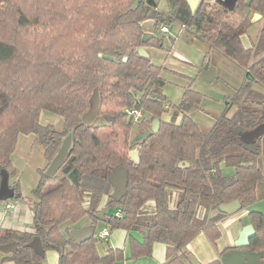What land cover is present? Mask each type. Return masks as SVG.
<instances>
[{
  "label": "trees",
  "instance_id": "16d2710c",
  "mask_svg": "<svg viewBox=\"0 0 264 264\" xmlns=\"http://www.w3.org/2000/svg\"><path fill=\"white\" fill-rule=\"evenodd\" d=\"M165 2L166 11L157 9V0H0V170H7L19 133L34 134L49 159L66 130L74 129L73 147L57 172L47 178L37 169L30 229L0 225V244L16 242L14 251L1 252L2 260L41 264L44 253L28 245L33 236L44 252L58 253L57 264L122 260L121 248L98 253L95 232L75 243L62 231L84 215L95 224L94 213L105 195L103 224L108 230H126L131 259L150 255L153 242L160 241L166 245L161 264H221L219 257L229 247L221 249L218 258L194 263L185 261V245L202 231L217 247L216 222L225 214L218 205L238 199L243 208L264 196V133L252 142L241 139L245 131L264 124V0H236L231 10L216 0H200L194 10L186 0ZM244 8L259 12L263 21L247 47L241 35L252 22ZM146 19L155 26L178 23L180 32L190 28L195 35L183 36L205 45L203 60L213 64L210 54L219 51L243 68L241 84L209 129L189 115L199 102V94L190 88L184 89L178 104L169 106V117H162L168 111L162 66L137 51L141 45H162L163 37L153 33L141 41ZM94 90L99 109L86 125L80 117ZM127 109L140 110L142 117L134 121ZM42 111L59 115L63 128L40 123ZM154 117L159 119L156 132L129 138L133 123L144 131ZM133 148L138 149V161L128 155ZM182 160L188 165L179 166ZM221 164L232 167L233 173H224ZM120 165L127 182L125 192L114 200L109 175ZM10 186L12 198L19 197L18 182ZM149 201L153 209L144 210ZM248 221L255 232L245 248L264 251L263 216L252 212Z\"/></svg>",
  "mask_w": 264,
  "mask_h": 264
},
{
  "label": "rangeland",
  "instance_id": "374dc122",
  "mask_svg": "<svg viewBox=\"0 0 264 264\" xmlns=\"http://www.w3.org/2000/svg\"><path fill=\"white\" fill-rule=\"evenodd\" d=\"M199 1L200 0H198L197 4ZM210 1L212 2V0ZM157 9L163 11L167 10V4L165 0H157ZM255 12L256 11H253L252 9L244 8V14L249 16L250 21L252 22V25L248 27L245 34L241 35V42L245 47L252 43L263 23L262 15L259 12H256L259 13V17H253ZM233 16L237 15L233 14ZM159 27L160 24L158 23L155 26L154 20L152 19H146L142 22L143 32H148L151 34L153 33L156 36L158 35L163 37L162 45L160 47L153 45L154 47L149 49V52L151 62L162 66L161 75L164 79L163 93L166 97V108H168V112L170 113L172 108H169V106L178 104L183 97L184 89L190 88L199 94V102L196 108L190 110L189 115L201 128L209 129L214 122V117L224 112L226 108L225 101L230 98L234 87H237L241 84L244 77V70L243 68L234 64L221 52H211L210 57L212 63L214 64L213 66H215L216 77L212 81L204 80L198 75V73L202 68V63L204 64L205 62V60H203L205 45L203 43L196 42L197 40H187V38L183 35L191 37L195 34L190 30V28H185V30L181 31V33L178 31L180 30V25L178 23L167 25L169 32H162ZM233 109L234 107L230 108L228 113H231ZM163 114L164 116L162 117H165L166 114ZM39 121L42 124H52L56 129L63 128L62 118L56 114H46L42 111L39 116ZM69 129H67L66 132ZM140 131V125L133 123L130 131L128 132L129 138H133ZM49 159H46V157L43 155V149L36 142L34 134L19 133L14 150L10 156V164L7 167L9 185L14 184L15 181L18 182L23 196L32 199L31 189L35 186L39 177V172L37 169H42L43 173V170ZM260 164L262 170L264 171V156H262ZM220 166L224 173H233L232 167L225 166L224 164H221ZM59 177L60 175L58 178ZM262 181L263 183L261 184V189L264 192V175ZM261 189H259V192ZM174 196L176 197V195ZM173 200L175 202V198H173ZM174 202L171 201L173 206H175ZM243 208L246 209L245 215L242 216V220L244 222L249 219V215L252 214V212L261 213L264 218V196L244 205ZM203 213L204 209L202 206H199L197 209V214L202 217ZM211 213L215 212L212 211ZM229 215L231 214L225 213L216 222L219 232V221L230 217ZM87 217L88 215H84L77 222L83 223L87 220ZM97 239L99 238L97 237ZM100 240L104 242V239L100 238ZM97 246L98 248H101L99 242L97 243ZM202 248L203 247H199V245L196 246V249L198 250ZM54 251L52 249L46 250L44 252V259L41 264H53V261L52 259L50 260L49 255L50 253H55ZM204 251L208 250L205 249ZM203 256L204 261H209L213 258L210 257V254L208 255L204 253ZM191 261H196V258H191ZM13 263L14 262L12 261L2 260V253L0 252V264Z\"/></svg>",
  "mask_w": 264,
  "mask_h": 264
},
{
  "label": "water",
  "instance_id": "95a60500",
  "mask_svg": "<svg viewBox=\"0 0 264 264\" xmlns=\"http://www.w3.org/2000/svg\"><path fill=\"white\" fill-rule=\"evenodd\" d=\"M190 9L194 10L198 0H186ZM236 0H216L217 3L224 5L227 9L231 10L234 7ZM259 17V13H254L253 17ZM151 33L143 32L141 36V41L145 42ZM139 54L143 56H148L147 50L143 45L137 47ZM198 75L206 81H212L216 77L215 67L210 65L208 60H206L199 71ZM99 109V97L97 90H94L89 98V107L81 115L80 119L83 124L89 125L97 115ZM159 128V119L154 117L151 120L150 127L147 130L141 131L136 134L133 139L138 140L140 138L146 137L153 132H156ZM73 131L74 129H69L61 138L58 147L49 159L47 165L43 170V175L47 178H51L60 166L67 159L73 147ZM264 124H258L250 130L245 131L241 134V139L244 142H252L257 137L263 135ZM129 157L138 161V149L134 148L129 151ZM179 166L188 165L185 160L179 161ZM109 180L112 184V190L109 194L114 200H118L119 197L125 192L126 182H127V172L123 165L117 166L109 175ZM14 194V189L8 183V172L6 169L0 170V200H6L12 198ZM108 206L105 205L100 208L94 216L98 220H103L104 214L107 211ZM218 209L226 214H232L237 210L241 209V204L238 199H233L228 202H223L218 205ZM254 228L250 222L244 224L240 229L237 237L233 241V248L224 253L219 257L221 264H264V251H253L244 249L248 245L250 237L254 235ZM94 234V225H86L79 229L70 230V237L75 243H80L81 241L91 237ZM28 245L38 254H43L44 250L42 248L40 239L38 236H33L28 242ZM16 248V242H7L0 244V251L3 253L12 252Z\"/></svg>",
  "mask_w": 264,
  "mask_h": 264
},
{
  "label": "crops",
  "instance_id": "0c3cea01",
  "mask_svg": "<svg viewBox=\"0 0 264 264\" xmlns=\"http://www.w3.org/2000/svg\"><path fill=\"white\" fill-rule=\"evenodd\" d=\"M153 47L154 46L144 45V48L148 52L149 58H150L149 49ZM210 65H214V64H210ZM164 113L166 114V116L164 117L166 119L169 117L171 112L169 113L168 111H166ZM177 119H179V116L177 117ZM19 191H20V196L17 197L19 199V203L15 211L5 210L4 201L0 200V225L3 227H7V228L28 230L30 229L31 218H32L31 217V198L24 197L21 192L20 187H19ZM105 202H106V196L104 195L100 202L101 208L106 205ZM152 209H153V202L152 201L147 202L146 205L144 206V210L151 211ZM107 211H108V208H107ZM245 212H246V209L244 208L239 209L238 211L229 215L230 217H227L219 221L218 225L220 228V236L217 238V242H216L217 247H214L212 245V243L209 241V239L204 234V232L202 231L198 232L185 245V250H186V256L184 258L185 261L192 262L191 258L194 257L196 258V261H193L194 263H206L208 261L203 260L204 253L208 255L210 254L211 255L210 257H213L211 260L218 258L219 251L223 249L225 246L232 245L233 241L237 237L242 226L248 223V220L245 222L242 220V216L245 215ZM78 220L67 223L65 227H62L63 233L66 235L67 234L70 235V230L79 229L86 225H94V232L96 233V236L98 237L99 231H101L103 228H107L106 226H104L102 220H97V222L93 224L90 216H88L87 220L83 223H78L77 222ZM133 233L136 237L138 238L140 237V234L138 232H133ZM98 242L100 243L101 248H98L97 246ZM104 242H105V245H104ZM104 242L101 241L100 238L96 242V248L100 255H103L108 247L121 248L123 250L124 258L122 260L115 262L114 264H161L166 259V245L165 243L160 242V241L153 242L150 255H142L135 259H131L129 257L130 248H129V243H128V235H127L126 230L122 228H114L112 230H109V234L107 238L104 239ZM198 245L199 247H203V248L199 250L196 249V246ZM205 249L208 250L209 252L204 251ZM54 252L55 253H52V254L50 253L49 257H50V260L52 259L53 264H57L58 253L56 251ZM13 264H17V263H13ZM90 264H101V263L94 262Z\"/></svg>",
  "mask_w": 264,
  "mask_h": 264
},
{
  "label": "built area",
  "instance_id": "2783aa9c",
  "mask_svg": "<svg viewBox=\"0 0 264 264\" xmlns=\"http://www.w3.org/2000/svg\"><path fill=\"white\" fill-rule=\"evenodd\" d=\"M159 29L162 32H169V29L167 25H160ZM130 115H132V118L134 121L139 120L142 117V113L140 110L137 109H127L126 110ZM4 201V209L8 211H15L18 207L19 199L18 198H9ZM115 214H118V211L115 212ZM109 234V230L107 228H103L98 233V237L102 239H106Z\"/></svg>",
  "mask_w": 264,
  "mask_h": 264
},
{
  "label": "flooded vegetation",
  "instance_id": "af4514ba",
  "mask_svg": "<svg viewBox=\"0 0 264 264\" xmlns=\"http://www.w3.org/2000/svg\"><path fill=\"white\" fill-rule=\"evenodd\" d=\"M229 246H230V247H229V249H228L227 251H229L230 249L233 248V244H232V245H229ZM244 249H247V248L244 247ZM227 251H226V252H227Z\"/></svg>",
  "mask_w": 264,
  "mask_h": 264
}]
</instances>
